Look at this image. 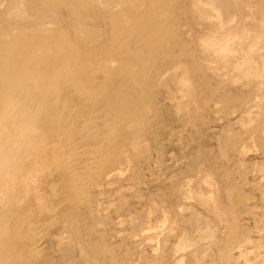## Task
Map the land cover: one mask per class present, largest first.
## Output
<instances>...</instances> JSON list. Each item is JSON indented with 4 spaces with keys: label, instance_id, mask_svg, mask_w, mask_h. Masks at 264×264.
Returning a JSON list of instances; mask_svg holds the SVG:
<instances>
[{
    "label": "bare ground",
    "instance_id": "6f19581e",
    "mask_svg": "<svg viewBox=\"0 0 264 264\" xmlns=\"http://www.w3.org/2000/svg\"><path fill=\"white\" fill-rule=\"evenodd\" d=\"M190 10L209 23L201 37L213 56L209 67L240 92L227 84L218 94L210 89L206 99L193 41L182 37L190 18L184 0H0V264H39L42 232L56 223H68L66 231L82 240L87 223L78 207L85 191L120 175L130 166L129 151L162 132L157 88L171 84L166 98L175 115L185 111L184 127L203 118L200 108L226 116L240 103L243 133L230 123L223 129L216 161L232 160L241 184L226 163L220 164L226 176H219L215 150L197 148L187 158L189 181L178 186L209 217L183 205L171 220V211L149 195L145 210L130 213L127 222L137 233L159 212L158 230L170 229L177 248L194 246L186 264H206L212 247L223 264H264V184L260 212L244 190L250 174L264 176V46H257L264 41V0H191ZM244 16L248 25L239 23ZM250 146L263 154L258 164L245 160ZM106 166L110 172L94 181ZM198 171L211 188L196 197ZM90 202L98 214L99 205ZM122 203L128 205L124 197ZM244 211L257 218L255 231L241 219ZM220 221L228 237L214 241ZM150 224L145 228L154 229Z\"/></svg>",
    "mask_w": 264,
    "mask_h": 264
},
{
    "label": "rangeland",
    "instance_id": "374dc122",
    "mask_svg": "<svg viewBox=\"0 0 264 264\" xmlns=\"http://www.w3.org/2000/svg\"><path fill=\"white\" fill-rule=\"evenodd\" d=\"M184 5L186 10H188L187 12H189L190 18L188 22L184 20V24L180 25L183 29L182 37L185 42L188 39L193 41L191 46V51L193 52L192 62L202 65L200 71L202 73L199 74L202 78L201 81L204 80L205 82L201 83V86H204V93L207 94L206 99L208 100L209 97L213 96L209 91L210 89L213 90L214 94H218L223 89H228V87L224 86L227 84L232 87L229 91H234V85H231L226 75H217V71L220 70L215 69L214 66L209 67L213 56L208 52L206 54V51L202 48L201 37L204 35L202 33L207 31L209 23L205 20L195 19L192 16V12H190L191 0H184ZM48 17L47 15L45 19ZM249 22L250 20L247 16L239 23L248 25ZM227 28H224L222 32H226ZM260 44L264 46V41L261 43L257 41L258 47H260ZM232 58L234 59V56ZM222 80L226 83L221 82ZM174 90L175 87L172 84L166 89L157 88L160 95L159 98L162 101V108H165L164 110L161 108L164 111L162 113L164 115V124L161 125L160 131L162 132L157 138H149V144L147 145L143 141V144L135 153L129 151L130 166L128 165L120 175H116L115 178L112 176L110 180L104 182L105 184L98 187H94L96 185L91 184L85 191L87 197L84 203L78 207L79 212L83 213V218L87 223V232H82V240L79 241V237H75L73 232L66 231L67 229L72 230L68 223L62 222L63 224L50 225L45 232H42L41 239L38 242V245L41 246V253H43L39 264H63V262L67 264H176L180 259L183 261L189 260L188 253L194 246H186L185 249L177 248V237L170 229L167 231L158 230L155 219L160 215L159 212L150 213L149 219L146 218L145 224H143L144 222L142 223L145 227L152 223L150 226H153L154 229H146L144 227L141 229L142 231L137 233L132 230V224L127 222V219L130 213H142L145 210L146 203L144 199L149 195L154 201L159 202L163 208H168L171 211L168 215L171 220L176 219L179 214L178 210L183 205L193 207L201 215L209 217V211L206 208H202L200 204L196 203L197 201L194 202V199L184 198L188 191L184 187L179 188L178 185L181 182L189 181V178L187 179L183 175H185L186 171L187 158L192 151L197 148L196 152L200 151L199 149H204L208 154L210 150H215L214 152L211 151V154L213 153V160L217 162L216 159L220 151L217 153L216 150H219L218 145L221 144V141L219 144L217 143L219 142L218 140H221V135L219 134L223 132V129L230 123L234 124L235 131L243 133V128L236 115L240 112L239 107L241 105L237 101L234 111L226 116L214 112L215 110L211 108L210 110L200 108L197 113H201L203 118L196 120L194 125L188 124L184 127L185 111L181 110L175 115L170 107L173 101L166 98L168 93ZM236 91L240 92L238 89ZM210 103L213 105L212 101ZM205 104V106H208L209 103L205 102ZM214 155L216 156L215 159ZM230 155L229 157H234ZM219 156L218 159H220ZM262 156L263 154L260 150H256L255 146H250V151L246 152L245 160L246 162L258 164L263 159ZM229 161L230 165L226 163L227 159L223 158L220 162L215 163L217 165L216 168H219L218 174L221 178L225 177L226 174L221 173L220 164L226 163L224 166H230L229 173L232 172L231 174L235 175L238 171L233 161ZM231 163L235 166L232 164L231 167ZM110 170V166L100 170L94 181L97 179L100 183L99 178L103 180L104 173H108ZM260 174L261 172L258 171L250 174V180L247 181L248 183L244 187L245 192L251 196L249 204L253 206L256 212H260L263 205L261 194L263 193L264 176ZM195 176V179L200 181L199 185L196 186L199 190L195 196L198 197L199 194L197 193L199 191L202 192L200 189L208 191L211 188L208 187L211 181L206 178V175L204 176L203 171H198ZM235 177L236 182L241 184V178L236 175ZM195 179L190 181L193 184L191 185L193 189H195ZM110 181L111 183L107 184ZM123 197L128 204L127 206L122 203ZM93 199L99 205L98 214L96 212L94 215L91 213L89 205ZM241 219L245 224H249L248 227L251 231L252 229L255 231L257 218L252 217V215L249 216L244 211L241 213ZM142 224L141 226H143ZM61 227H65V232L62 231ZM215 228L217 232H213L215 235L213 238L211 237L212 240L217 237L221 239L228 237L222 221ZM251 235L254 238H259L260 234L251 232ZM196 236L197 234L195 233ZM212 240L211 242H213ZM211 249L208 252V254L210 251L212 252L211 255L209 254L211 257L208 255L205 258L206 264H223V258L220 253L215 247ZM185 261L183 264H186L187 261Z\"/></svg>",
    "mask_w": 264,
    "mask_h": 264
}]
</instances>
